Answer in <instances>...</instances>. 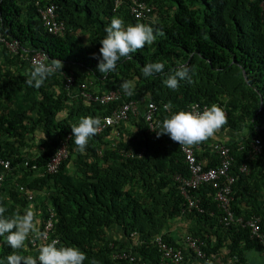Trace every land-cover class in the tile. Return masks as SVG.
<instances>
[{"label": "trees", "instance_id": "trees-1", "mask_svg": "<svg viewBox=\"0 0 264 264\" xmlns=\"http://www.w3.org/2000/svg\"><path fill=\"white\" fill-rule=\"evenodd\" d=\"M144 1L153 6L152 15L136 19L130 12L132 0H123L117 10L115 0H44L56 4L58 19L67 26L64 33L55 35L45 29L34 0H0V33L21 44L14 53L0 43V158L11 159L9 178L16 179L10 186L0 187V202L7 208L6 215L23 214L32 207L40 231L52 207L57 247L79 248L88 257L84 264L91 259L99 264H130L115 258L113 252L132 248L147 264H161L155 237L162 234L180 246L181 241L167 229L182 217L194 222L187 233L203 241L208 261L202 263L185 250V259L179 264H214L218 258L251 264L249 251L259 248L261 242L252 237L251 227L244 222L222 221L223 211L214 198L212 183L190 190L203 210L191 207L183 212L186 199L175 181L176 173L189 174L183 149L168 135L157 138L142 116L130 131L118 128L121 135L114 147L106 133L96 134L81 154L71 136L70 158L57 173L44 170L73 125L84 117L99 118L118 104L103 106L70 99L63 72L74 67L77 84L95 74L100 89L123 91L122 81L132 80L134 94L123 92V99L137 100L141 109L154 102L159 107L156 120L186 111L194 102L216 105L225 112L227 123L214 137L194 146L196 156L208 166H218V156L207 152L209 141L213 151L217 141L231 147L235 154L229 171L235 177L231 208L244 221L260 216L264 232V0ZM113 17L123 18L126 24L161 28L165 35L132 53L131 59L121 58L115 71L102 74L97 70L100 40ZM36 53H45L49 62L60 59L64 65L39 89L25 82L32 63L27 58ZM152 62H163L164 73L146 78L141 70ZM179 64L193 69V82L181 81L172 91L162 81ZM254 137L262 139L263 152L249 159ZM29 139L36 140L39 153L8 152L11 145L27 144ZM142 148L141 156L121 154L122 149ZM243 162L250 165V173L240 170ZM32 164L39 169L32 170ZM16 182L37 190L32 203L18 192ZM4 239L0 237V264H7L6 257L13 252ZM42 245L40 241L39 247H33L28 239L19 254L36 257Z\"/></svg>", "mask_w": 264, "mask_h": 264}, {"label": "clouds", "instance_id": "clouds-1", "mask_svg": "<svg viewBox=\"0 0 264 264\" xmlns=\"http://www.w3.org/2000/svg\"><path fill=\"white\" fill-rule=\"evenodd\" d=\"M121 1L123 2V0ZM133 1L134 0H132L131 5L133 4ZM140 1H144V0H140ZM115 2H114V10H117L120 8L122 2L118 7H116ZM34 4L37 9L38 16L42 22L43 20L38 10V8L41 6L47 7L48 5H55L56 17L58 19L57 6L55 3H47V2H44V0H41V4L37 5L36 0H34ZM131 5H130V12H131V15L134 16L131 11ZM147 5L151 8V11L146 16H143L141 18H137L136 16H134L136 19H145L148 16L152 15L153 6L150 5L149 3H147ZM59 21L64 22L63 20H59ZM43 25L45 29L48 31L44 22H43ZM66 28L67 26L65 24V29L59 32L58 34L64 33ZM105 32H106V36L100 40L101 47L99 48V57H98L99 63L97 65V70L102 74H108V73L115 71L117 62L120 61L121 58L131 59L132 53H135L137 50L144 48L146 44L147 45L153 44L157 40L158 37H163L165 35V33L163 32L161 28L154 29L152 26L144 24V23L126 24L125 20L121 17H113L111 19L110 24L106 26ZM51 34H54V33H51ZM1 37H4V36L1 34ZM0 43H2L1 40H0ZM20 46L21 44L19 42V48ZM93 56L96 57V54L94 53ZM63 66H64L63 61L60 59H51L50 62L48 61L47 58L35 59L31 63L30 71L26 74L25 82L29 87H34V88L39 89L40 87L43 86L44 82L51 75L55 74L58 71H62ZM164 68H165V65L163 62H152V63H148L144 65L141 71L144 77L147 78L155 74H163ZM192 71L193 69L190 68L188 65L179 64L176 68L171 70V74L167 75L163 79L162 83L169 90L175 91L179 88L181 81H185L189 84L193 82ZM63 74H64L63 84L67 90V93L70 99L75 100V99L80 98V99H83L87 103H95V104H99L103 106H109L110 104H112V103L100 104L94 100L89 99L85 95V93L93 95V96L101 95L105 92H109L110 90H113L109 88L108 89L98 88L97 81L99 77L97 75L95 74L88 75L81 82L77 84V78L75 76L76 74H75L74 67H72L68 73L63 72ZM67 76H73V82L70 87L66 86ZM120 87L126 95L131 96L134 94L135 83L132 80L122 81ZM118 104H121V103L119 102ZM111 109L107 113L102 114V116L99 118H94L91 116L84 117L80 119L78 124L73 125L71 128V134L67 135V137L61 142V145L58 148L59 150L62 147V145L66 143L68 146V152H69L68 157L61 161L58 170L49 171L48 163L51 157L54 154H56L58 150L55 151L54 153L50 155L47 163L45 164V167H44L45 172L50 173V174L57 173L60 170L62 163L68 158H70L71 149H70L69 140L71 136L75 138L74 139V144L76 146L75 150L81 154H83L86 151L89 140L96 134L101 136L106 133V138L107 137L109 138V140L112 142V146L114 147L116 146V142H115L116 138H120L121 129H123L125 132L130 131V129L135 126V123L138 120L139 116H141V115L137 117L131 116L130 119L123 120L117 125H110L103 132H99L101 129L100 119L108 114H111ZM159 121H163V122L159 130L155 129L157 138H159L161 135H168L170 139L173 142L177 143L179 146L192 147V146H195V145H198L200 143L207 141L209 138L214 137L215 134L227 123V116L220 107L216 105H212L210 108L205 109L201 113H193L189 111H179V112H176L170 115L164 120H159ZM118 128H121V129L118 130ZM256 139H260L262 143V139L260 137H254L250 141L249 150H251V152L248 154L249 159H255L257 155H260L263 152V146H262L261 152L259 153L254 152L252 143ZM217 143H223V142L217 141L214 143V145ZM224 144H227V143H224ZM214 145H213V149H214ZM242 147L243 146H241L240 148ZM122 150H125V149H122ZM131 150H132V154H130V156H134V155L141 156L143 155L145 149L142 148L139 151H136L135 149H131ZM99 151L101 154H103V148H100ZM214 152L216 153L215 149H214ZM195 153H196V150H195ZM121 154H123L122 151H121ZM251 154H253L254 156H251ZM0 160L10 162L8 168L4 167V165L0 163V174L4 175V180L0 183V187L4 186V188H6L10 186L11 184L10 181L15 182L16 179L9 178L10 177L9 173L12 170L11 159L8 157H1ZM243 163H247V162H243ZM25 165L29 166L28 160H26ZM31 169L36 170V169H39V167L37 164H32ZM250 171H251V168H250ZM16 184H17L18 192L24 194L25 198L29 201V203H32V200L35 198L37 194V190L30 188L27 184H24V183L16 182ZM51 211H54L55 213L54 232L52 233L50 239L44 242L41 238H43L44 236L43 232L45 230V223L49 219ZM6 212H7V208L4 206L2 202H0V237H4L5 238L4 243H6L8 247L13 249V252L6 257L7 264H84L85 260L88 259L86 254L77 247H72V246L57 247V244L59 243V237L56 236L55 234L56 212L52 207L48 209V217L43 222V229L41 231L37 227V218H36L35 212L32 210V207L26 209L23 214L6 215L5 214ZM258 217L260 218V216ZM260 225H261V218H260ZM30 237L39 238L37 246L32 245L33 247H36V248L39 247L40 241L43 243V245L38 249V256L36 257L32 255L19 254V250L24 248L25 242ZM55 238H57L58 241L53 240ZM183 238L181 239V243H182ZM261 245L264 246V244L262 243ZM185 250L187 249L184 248V253H185ZM196 257L202 263L208 261L207 255L205 258H199L198 256ZM89 264H99V262L95 259H91L89 261Z\"/></svg>", "mask_w": 264, "mask_h": 264}, {"label": "built area", "instance_id": "built-area-1", "mask_svg": "<svg viewBox=\"0 0 264 264\" xmlns=\"http://www.w3.org/2000/svg\"><path fill=\"white\" fill-rule=\"evenodd\" d=\"M121 0H116L115 5L118 7L121 4ZM36 4H41V0H36ZM264 8V1L262 2ZM39 14L50 33L58 34L65 29V24L59 21L56 17L55 5H48L47 7H39ZM131 11L134 16L141 18L146 16L151 8L146 2L140 0H134L131 5ZM0 40L5 44L12 52L16 53L19 50L18 40L8 41L5 37H1ZM47 58L45 53H37L29 57V61L32 62L35 59ZM73 82V76H67L66 86L70 87ZM85 95L100 104H110V103H121L117 104L111 109V114L102 117L101 129L99 132H103L110 125H117L123 120H128L139 115L143 116L149 123L151 129L155 130L159 126H162L163 121L155 120V116L159 113V107L154 102H150L144 109L140 108L139 103L134 100L123 99V91L119 89H113L109 92H105L101 95H90L85 93ZM208 104H203L200 102H194L187 106L186 111L193 113H201L205 109L210 108ZM262 143L260 139L254 140L252 147L255 153H259L262 150ZM185 154V162L188 166L189 174L184 175L182 173L175 174V181L178 183L181 194L185 197L186 207L183 212H186L187 208L196 207L200 211L203 209L199 206L198 200H195L190 193L191 189L197 188L205 182L212 183V186L216 188L215 200L217 201L219 207L223 211L222 221L229 224L234 220L244 222L245 225L251 227V235L254 238H258L259 241L264 244V232L262 231L260 225V218L258 216H252L250 219L244 221L242 217H238L232 210V200H233V184L235 177L229 174L230 168L233 161L235 160L234 154L230 146L224 143H217L214 145V149L218 156L219 165L218 166H208L204 161L199 160L195 153L194 146L184 147L181 146ZM123 155L130 156L132 154L131 149L122 150ZM69 155L68 146L66 143L54 154L49 163L48 170L56 171L58 170L60 163L63 159L67 158ZM251 156H254L251 154ZM0 163L4 167L8 168L10 162L0 160ZM240 170L244 173L250 172V167L248 163H243L240 166ZM4 180V175L0 174V183ZM54 211L50 212V217L45 223V230L43 232L44 236L41 238L44 242L48 241L54 232ZM33 246H37L39 238H29ZM58 241L57 238L53 239ZM157 245L162 258V263L174 262L179 264L185 258L184 248L192 251L199 258H205L206 253L203 249V241L192 234H187L182 240V244L174 245L166 240L162 234H158L154 240ZM115 258L127 260L130 264H147L146 261L139 258L133 251L123 249L121 251L113 252Z\"/></svg>", "mask_w": 264, "mask_h": 264}, {"label": "crops", "instance_id": "crops-1", "mask_svg": "<svg viewBox=\"0 0 264 264\" xmlns=\"http://www.w3.org/2000/svg\"><path fill=\"white\" fill-rule=\"evenodd\" d=\"M221 135H224V134H221ZM238 135V134H236ZM225 136V135H224ZM226 138H229L227 136H225ZM3 138H7V135H4ZM14 141V138L12 139V142ZM29 143L25 144L24 142L23 143H20V142H17L16 146L12 147L13 145H11L9 143L8 146L9 149L8 151L9 152H16L17 154H20V155H30L32 156L35 152L36 153H39L40 152V148L36 147V140L35 141H32V140H28ZM211 142L212 141H209V148L207 150L208 153H210L211 155H216V153L212 150L211 148ZM7 147V146H5ZM205 158H208L205 156ZM205 161H207V159H205ZM176 222V225L175 226H169L168 229H167V232L168 233H172L174 236H175V239L177 241H181V239L186 235L187 233V229L190 227V226H193L194 225V222L191 220H187L185 217H182V218H179V219H175L174 220ZM184 229L185 231L182 233L180 231V229ZM255 249H258L256 251H254V249H252L251 251H249V256L251 258V264H264V246L261 245L259 248H255ZM188 264V263H186ZM214 264H233L232 260H230V258H228L227 261L224 262V260H222L221 258H218V260L215 261Z\"/></svg>", "mask_w": 264, "mask_h": 264}, {"label": "rangeland", "instance_id": "rangeland-1", "mask_svg": "<svg viewBox=\"0 0 264 264\" xmlns=\"http://www.w3.org/2000/svg\"><path fill=\"white\" fill-rule=\"evenodd\" d=\"M175 225H176V222L173 220V221L170 223L169 226H175ZM180 231L183 233L185 230L181 228ZM256 250H258V249H254V251H256Z\"/></svg>", "mask_w": 264, "mask_h": 264}]
</instances>
